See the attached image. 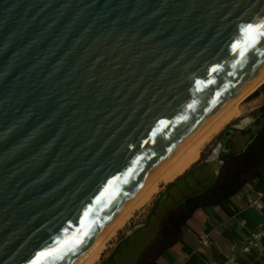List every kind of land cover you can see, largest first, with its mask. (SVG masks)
I'll use <instances>...</instances> for the list:
<instances>
[{
  "label": "water",
  "instance_id": "obj_1",
  "mask_svg": "<svg viewBox=\"0 0 264 264\" xmlns=\"http://www.w3.org/2000/svg\"><path fill=\"white\" fill-rule=\"evenodd\" d=\"M262 19L264 0H0V264H33L90 228L55 264L81 257L264 68V41L231 51ZM263 124L228 127L235 148L171 182L104 264H137Z\"/></svg>",
  "mask_w": 264,
  "mask_h": 264
},
{
  "label": "crops",
  "instance_id": "obj_2",
  "mask_svg": "<svg viewBox=\"0 0 264 264\" xmlns=\"http://www.w3.org/2000/svg\"><path fill=\"white\" fill-rule=\"evenodd\" d=\"M260 190L264 172L220 202L180 205L137 264H264V195L261 208L254 204ZM251 240L257 245L245 250Z\"/></svg>",
  "mask_w": 264,
  "mask_h": 264
},
{
  "label": "bare ground",
  "instance_id": "obj_3",
  "mask_svg": "<svg viewBox=\"0 0 264 264\" xmlns=\"http://www.w3.org/2000/svg\"><path fill=\"white\" fill-rule=\"evenodd\" d=\"M264 80V68L260 73L246 84L226 105H224L184 146L177 150L154 174L147 184L135 195V197L123 208L115 220L103 231L97 240L79 257L73 264H91L102 251L106 241L115 233L117 229L125 224L127 218L138 207L144 205L156 192L161 182L172 181L178 175L184 173L186 169L195 162L200 155L202 146L209 140L226 121L237 113L238 104L252 93ZM259 124L257 119H244L241 123L230 126L236 127L240 133L244 130H252ZM222 145L217 144L208 156L216 163L221 158V153H229L235 148L233 134L229 128L223 133ZM177 178L174 180L176 181ZM173 182V181H172ZM131 231V230H130ZM129 231V232H130Z\"/></svg>",
  "mask_w": 264,
  "mask_h": 264
},
{
  "label": "rangeland",
  "instance_id": "obj_4",
  "mask_svg": "<svg viewBox=\"0 0 264 264\" xmlns=\"http://www.w3.org/2000/svg\"><path fill=\"white\" fill-rule=\"evenodd\" d=\"M264 107V80L261 84L250 93L243 101H241L237 106V113H235L228 121H226L216 132H214L209 140L202 146L201 154L199 158L193 162L184 173L178 175L179 178L187 171H189L196 164L203 162L211 154L213 148L219 143L220 137L223 131L229 126L241 123L242 120L250 118L256 119L261 115ZM174 178L172 181H174ZM161 182L158 186L156 192L150 197V199L142 206L135 209L132 214L127 218L125 224L117 229L115 233L106 241L103 246L102 253L99 260L93 261L91 264H104L110 257L111 253L117 247L118 243L126 236V234L135 226L142 224L146 221L152 207L154 206L156 200L161 195V193L167 188V186L172 182ZM99 257V256H98ZM98 257L96 259H98Z\"/></svg>",
  "mask_w": 264,
  "mask_h": 264
},
{
  "label": "trees",
  "instance_id": "obj_5",
  "mask_svg": "<svg viewBox=\"0 0 264 264\" xmlns=\"http://www.w3.org/2000/svg\"><path fill=\"white\" fill-rule=\"evenodd\" d=\"M263 137L264 136L261 134L255 140L252 156L247 157L242 155L224 163L220 168L217 180L207 189L210 192L207 199L208 202H220L233 196L242 186L264 172ZM207 190H205V192ZM195 203L196 202L192 201L190 205H194ZM176 211V209L172 211L165 219L160 234L164 231L166 220L172 216V213H176ZM178 219L179 221L177 223H181L183 215L180 214ZM174 229L177 231V226H175Z\"/></svg>",
  "mask_w": 264,
  "mask_h": 264
},
{
  "label": "snow or ice",
  "instance_id": "obj_6",
  "mask_svg": "<svg viewBox=\"0 0 264 264\" xmlns=\"http://www.w3.org/2000/svg\"><path fill=\"white\" fill-rule=\"evenodd\" d=\"M239 33L236 41L231 45V51L233 55L243 58L249 51L256 49L261 41H264V19L241 25ZM261 54L264 55V52ZM216 70V68L212 69L213 72ZM99 202L97 201V203ZM91 211L89 209L85 213V219ZM89 234L90 228L81 230L80 235L73 237L71 241L56 239L52 245L39 253L33 264H55L56 261L63 260L69 253L75 254L80 245L85 243L84 237H88Z\"/></svg>",
  "mask_w": 264,
  "mask_h": 264
},
{
  "label": "flooded vegetation",
  "instance_id": "obj_7",
  "mask_svg": "<svg viewBox=\"0 0 264 264\" xmlns=\"http://www.w3.org/2000/svg\"><path fill=\"white\" fill-rule=\"evenodd\" d=\"M258 121H259V123L262 121L263 123H264V107H263V111L261 112V115L260 116H258L257 118H256ZM233 126V125H232ZM230 127V126H229ZM262 134V136H264V124H263V126H262V128L257 132V134H256V136L252 139V141L248 144V146H247V148L245 149V151L243 152V153H241V154H239V155H237V156H234V157H232V158H229V159H225L224 160V162H223V164H222V166L224 165V163H226V162H228V161H230V160H232V159H235V158H237V157H240V156H242V155H245V156H247V157H250V156H252V154H253V152H254V142H255V140L258 138V136L259 135H261ZM263 140H264V137L262 138ZM264 143V142H263ZM221 166V167H222ZM209 191L207 190L206 192H204L203 194H201L200 196H198L197 198H195V200H193V202H199L201 199H208V196H209ZM192 203V202H191ZM190 203V204H191Z\"/></svg>",
  "mask_w": 264,
  "mask_h": 264
},
{
  "label": "built area",
  "instance_id": "obj_8",
  "mask_svg": "<svg viewBox=\"0 0 264 264\" xmlns=\"http://www.w3.org/2000/svg\"><path fill=\"white\" fill-rule=\"evenodd\" d=\"M264 191L260 190L257 194V199L255 200L254 204H256L259 208L262 207V204L260 202V199L263 197ZM257 245V242L255 240H251L248 242V244L245 246V250H249L250 247Z\"/></svg>",
  "mask_w": 264,
  "mask_h": 264
}]
</instances>
